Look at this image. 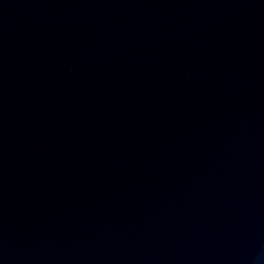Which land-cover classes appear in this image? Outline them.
<instances>
[{
    "label": "water",
    "instance_id": "obj_1",
    "mask_svg": "<svg viewBox=\"0 0 264 264\" xmlns=\"http://www.w3.org/2000/svg\"><path fill=\"white\" fill-rule=\"evenodd\" d=\"M0 264H264V0H0Z\"/></svg>",
    "mask_w": 264,
    "mask_h": 264
}]
</instances>
